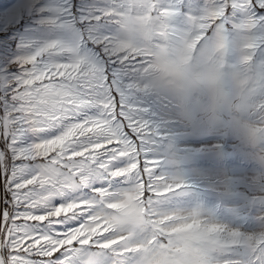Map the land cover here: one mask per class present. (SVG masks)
Instances as JSON below:
<instances>
[{"label": "snow or ice", "instance_id": "1", "mask_svg": "<svg viewBox=\"0 0 264 264\" xmlns=\"http://www.w3.org/2000/svg\"><path fill=\"white\" fill-rule=\"evenodd\" d=\"M168 4L205 28L264 32V0H204L198 11L193 0L190 12L180 0ZM115 7L112 0L96 15L108 34L95 58L52 41L17 58L18 72L0 80V264H65L74 244L115 245L94 213L133 176L146 196L184 186L157 175L141 147L152 129L129 97L146 56L118 46ZM226 246L243 264H264V240L244 245L234 234Z\"/></svg>", "mask_w": 264, "mask_h": 264}, {"label": "clouds", "instance_id": "2", "mask_svg": "<svg viewBox=\"0 0 264 264\" xmlns=\"http://www.w3.org/2000/svg\"><path fill=\"white\" fill-rule=\"evenodd\" d=\"M114 11L118 46L146 56L138 91L166 97L183 123L234 132L264 167V32L205 28L170 10L168 0H116ZM144 192L133 176L111 195L92 223L117 243L106 249L74 244L65 264H243L245 257L226 246L234 234L244 245L264 240V216L243 229L198 206L162 207L164 197Z\"/></svg>", "mask_w": 264, "mask_h": 264}, {"label": "rangeland", "instance_id": "3", "mask_svg": "<svg viewBox=\"0 0 264 264\" xmlns=\"http://www.w3.org/2000/svg\"><path fill=\"white\" fill-rule=\"evenodd\" d=\"M28 1L0 0V80L18 72L17 58L52 41L95 58L96 42L108 34L107 22L97 21L96 15L112 0ZM203 4L204 0H195L196 10ZM179 6L182 12H190L193 0H180ZM129 100L140 109L138 118L152 129L141 145L146 157L158 162V175L184 185L164 197L162 207L198 206L243 229L252 228L264 216V169L245 155L247 145L229 142L222 150L215 136L201 140L206 128L185 126L177 119L174 105L160 95L135 91ZM230 135V139L236 136Z\"/></svg>", "mask_w": 264, "mask_h": 264}, {"label": "crops", "instance_id": "4", "mask_svg": "<svg viewBox=\"0 0 264 264\" xmlns=\"http://www.w3.org/2000/svg\"><path fill=\"white\" fill-rule=\"evenodd\" d=\"M161 96V95H160ZM162 98H164V100H166V101H168L171 105H173L172 103H171V101L170 100H168L166 97H164V96H162ZM184 125L185 126H189V127H196V126H198V125H200L201 127H205L206 129L204 130V135L205 136H203L202 138H201V140H203V138L204 139H206V138H211L212 136H215L216 138H217V142H219L220 144L218 145V147H220V149H225V148H223V145H224V143H229V142H233L234 144L235 143H238V146L239 147H241V146H245V144L241 141V139L236 135V136H234V138L233 139H230V137L229 136H231L230 134H232V133H234V132H232V131H229V130H227V129H223L222 127H220V126H218V125H208V124H197V123H193V124H187V123H184ZM203 132V131H202ZM202 134V135H203ZM222 137V138H221ZM226 146V145H225ZM244 149H247V151H249V152H244V153H246L245 155H248L251 159H252V161L256 164V166H259L260 168H262V170L264 169V167H261L258 163H257V161H256V159H255V157H254V155H253V150L251 149V148H244ZM239 153H242V151L240 150V151H238ZM238 152H235L234 154L235 155H237L238 154ZM230 152H228L227 150L225 151V153H224V155H228ZM249 153V154H248ZM261 183V182H260ZM259 185H261V184H259Z\"/></svg>", "mask_w": 264, "mask_h": 264}, {"label": "bare ground", "instance_id": "5", "mask_svg": "<svg viewBox=\"0 0 264 264\" xmlns=\"http://www.w3.org/2000/svg\"><path fill=\"white\" fill-rule=\"evenodd\" d=\"M27 2H29L28 0H27ZM23 3V2H22ZM26 4V3H25ZM27 5V4H26Z\"/></svg>", "mask_w": 264, "mask_h": 264}]
</instances>
